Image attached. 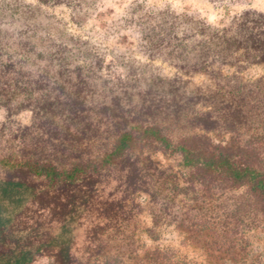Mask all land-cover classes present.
Listing matches in <instances>:
<instances>
[{
	"label": "rangeland",
	"instance_id": "obj_1",
	"mask_svg": "<svg viewBox=\"0 0 264 264\" xmlns=\"http://www.w3.org/2000/svg\"><path fill=\"white\" fill-rule=\"evenodd\" d=\"M246 9L264 12V0H0L4 58L9 54L21 62L24 58L25 70L38 74L49 64L37 60L40 52L64 49V59L58 54L49 64L51 82L36 92L44 97L42 103L58 102L59 97L60 109L39 116L34 110H18L23 94L10 105H1L0 156L29 154L60 168L70 167L79 157L99 158L115 141L119 117L113 113H125L132 125L139 113L128 110L142 108L144 99L163 104L157 119L148 115L144 119L171 125L170 134L178 140L193 130L191 117L196 110L210 108L204 100L195 104L196 92L210 97L227 92L232 84L264 81V64L252 62L241 51L225 56L229 50L215 48L208 59L203 52L204 44H216L200 30L213 33ZM43 42L49 46H42ZM77 64L92 78L84 90L90 110L76 116L63 102L66 94L60 86ZM195 66L202 69L196 71ZM61 70L64 76L58 75ZM23 79L21 85L29 80ZM174 97L182 110L178 117ZM209 135L217 141L231 136L224 131ZM144 148L130 155H150L156 163L154 174L146 177L147 185L129 187L127 172L118 164L104 169L97 207L75 230L77 252L89 256L100 248L111 254L121 250L133 264L132 256L160 248L172 256L165 264H264L262 213L256 224L246 217L229 237L220 230L225 213L217 205L231 202L233 193H247V186L218 197L206 185L187 181L179 155L155 145ZM171 172L188 192L175 194L167 189L155 199L149 190L156 192L161 176ZM111 201L119 206L107 216L103 206ZM34 264L57 263L43 254Z\"/></svg>",
	"mask_w": 264,
	"mask_h": 264
},
{
	"label": "trees",
	"instance_id": "obj_2",
	"mask_svg": "<svg viewBox=\"0 0 264 264\" xmlns=\"http://www.w3.org/2000/svg\"><path fill=\"white\" fill-rule=\"evenodd\" d=\"M200 31L218 46L213 47L209 42L203 45L207 59L211 52L217 51L215 48H225L230 51L225 56L241 51L252 62L264 64L263 11L246 9L213 33L206 29ZM44 43L41 45L49 46ZM63 50L47 49L38 54L37 60L51 64L58 54L63 60ZM27 52L29 54L30 50ZM13 56L9 54L4 58L0 46V106L10 105L23 94L18 110H34L39 116L45 111L55 112L56 107L60 109L59 102L62 101L59 97L55 98L58 102L46 99L42 103L44 97L36 94L51 82L50 65L35 74L25 70L22 64L24 58L21 62V58L13 59ZM195 67L196 71L202 69ZM64 72L58 71V75L64 76ZM66 75V84L60 86L66 94L63 102L68 104L70 113L77 116L90 110L84 90L92 76L85 74V67L81 64L75 65L73 71ZM24 77L29 80L21 85L20 81H26ZM195 94L192 99L195 104L204 100L210 108L197 109L191 117L193 130L178 140L170 134L171 125L161 120L144 119L145 115L157 119L163 113L161 101L152 99L147 102L144 99L142 108L128 110L139 113L136 118L133 117L135 122L132 125L125 113H113L119 117L115 141L110 150L99 158L79 157L71 162L70 167L60 168L54 162L34 155L0 156V264H34L36 257L43 254L54 257L57 264H129L121 250L111 254L104 253V248H100L89 256L80 254L75 248V230L97 207L98 184L104 169L118 164L127 172L129 187L139 189L140 185H147L146 177L154 174L152 169H156V163L150 155H136L134 158L130 155L138 148L143 152L144 145H155L165 153L179 155L188 173L187 181L206 185L210 191H216L218 197L247 186V193H233L229 198L231 202L217 205L225 213L219 221L220 230L226 237L235 232L246 217L256 224L259 213L264 215V81L232 84L227 92L210 96L211 99L197 92ZM173 101L177 104L175 114L178 117L182 110L175 97ZM261 130L263 133H259ZM215 131H224L231 136L228 140L217 141L209 135ZM145 189L148 190V187ZM167 189L175 194L188 192L172 172L161 176L156 192H149L156 199ZM118 206L111 201L104 204L103 209L107 216H111L117 212ZM156 217L159 215L156 214ZM162 252L158 248L152 253L130 259L135 260L133 264H165L172 256Z\"/></svg>",
	"mask_w": 264,
	"mask_h": 264
}]
</instances>
